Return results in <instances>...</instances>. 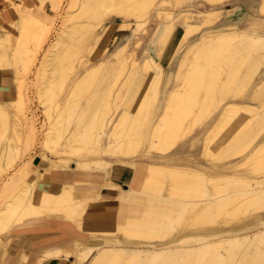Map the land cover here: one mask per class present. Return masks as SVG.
<instances>
[{"label": "bare ground", "instance_id": "obj_1", "mask_svg": "<svg viewBox=\"0 0 264 264\" xmlns=\"http://www.w3.org/2000/svg\"><path fill=\"white\" fill-rule=\"evenodd\" d=\"M184 1L67 0V11L60 15L63 23L74 21L61 28L50 41L41 62L48 73L41 79L39 92L53 102H47L52 108L58 105V92L66 81L59 65H66L64 61L70 53L65 47L71 38L78 37L75 45L70 42L69 49L77 48L84 37L85 45L93 39L97 43L99 36L95 32L105 22H110L103 26L109 32L116 26L121 29L132 25L137 33L157 7L160 42L165 43L170 33L174 38L167 50L160 46L159 59L148 51L141 58L136 57L134 50L128 51L130 42H127L113 50L112 63L105 58L93 65H83L86 61L80 60L79 69L83 72L73 80L74 90L87 89L96 78L95 72L104 71V76L92 95L95 98L76 104L81 105L79 112L72 109L75 101L70 104L67 97L61 98L62 107L49 122L44 120L40 125L42 135L38 134L43 137L41 144L48 152L40 151L37 158L15 162L16 146L8 142L7 146L4 139L9 137H3L2 133L11 130L20 141L25 140L22 147L25 145L27 151L40 127L23 91L16 102H11L17 103L18 109L11 112L13 125L8 124L7 108L0 102L3 122L0 123V168H10L9 173L2 170L7 175L0 182V198H4L0 205V255L6 246L3 235L37 216H44L51 223L68 222L76 227L69 238L48 244L44 252H39V248L23 249L12 264H42L44 260L52 263L67 260L64 264H240L252 245L264 252V112L258 109L264 107V0H259L257 14L249 13L248 23L244 25L233 23L228 17L211 23L230 12L220 10L233 0H201L211 8L171 11ZM6 2L16 11L15 18L7 19L9 27H17L24 41L35 38V51H40L51 26L38 17V12L34 15L14 0ZM40 2L44 4L45 0ZM52 2L55 12L63 6V0ZM34 7L30 6L29 10L34 11ZM74 7L77 9L72 12ZM113 10H117L118 16L108 15ZM118 19L122 21L111 24ZM5 29L0 25V68L12 63L8 58L10 39ZM197 30V34H192ZM183 37L187 41L181 44ZM18 38L15 42L20 41ZM187 42L188 48L172 75L173 85L162 90L157 74L162 59L169 58L170 63ZM24 43L28 46V42ZM12 64L10 69L15 67ZM25 68L29 70L28 66ZM52 68L59 69L58 75L49 72ZM21 80L22 84L24 79ZM87 94L83 96L79 92L76 98L80 100V95L87 97ZM45 105L46 102V108ZM213 109L218 111L212 114ZM48 110L45 109V114ZM26 126L28 129L24 131ZM204 126L206 129L201 133ZM221 130L225 134L215 139L212 134ZM196 138L202 142L199 150L203 162L189 160L195 159L191 152L198 149L194 150ZM144 146L148 154L169 156L183 150L187 154L183 159L164 163L139 161V167L124 160L138 156ZM103 156L120 159L111 162ZM32 161L37 166L34 172L29 170L34 178H28L26 171ZM119 168L142 175L140 186L125 189L117 186L115 177ZM71 171L75 179L61 181L60 175ZM85 174L93 178L102 175L103 179L113 176V186L109 187L113 200L103 193L104 184L103 188L85 187L86 182L81 180ZM48 180H56L59 185L51 203L42 210L34 201V192L40 181ZM112 203H116L113 228L84 227L82 217L90 206ZM251 218L250 224L245 225ZM63 241L72 243L56 246ZM259 262L264 264V258Z\"/></svg>", "mask_w": 264, "mask_h": 264}, {"label": "rangeland", "instance_id": "obj_2", "mask_svg": "<svg viewBox=\"0 0 264 264\" xmlns=\"http://www.w3.org/2000/svg\"><path fill=\"white\" fill-rule=\"evenodd\" d=\"M14 1L16 3H20L22 5V9L23 8H27V11L34 13V15L37 14L36 11H37L38 7L40 5H42L43 7H39L40 9L38 10V13L40 15H38V14L37 15H38L39 18L43 19L45 21V23L48 22L47 24H49L51 26L52 30H51V32H50V34L48 36L47 42L44 44L43 48L40 51H35V49H36V39L35 38H30L29 39L27 37H24L25 40L29 39L28 41H24L21 38L20 31L18 30L17 27H15V26H10L9 27L8 21H7V24H5V27H7V29H5L4 31L7 34H9L8 36H9V39H10L9 42H8V45H9V48H8V53L9 54L8 55L10 57L12 56V60H11V58L9 56H8V58H9L10 62H12V63L14 62L15 63V64L11 63L12 66L15 65V67H16V68L15 67H13V68L11 67L12 69H10V65L11 64H9L10 62L8 61L7 64H9V66L4 65V67L6 66L5 68H3V66L0 68V70H3V73H5L4 83H6V87L8 88V90L5 92V96H3L0 99V102H3L5 104V106H6V108H7L6 110H7V114L8 115H6V116L8 117L9 121L11 120L10 122L8 121L9 125H11V124L13 125L12 122H13V115L14 114L11 113V112L13 110H14V112L15 111L17 112V110H18V109H16L17 108V105H16L17 103L15 104L16 107L13 108L14 104L11 103V102L13 100H14L13 102H16L17 101V97L19 98L18 95H20V93L22 91H23L22 95L25 96L24 98L26 99V102H27L29 110H31L32 113H34L35 116L37 117V118H35V121H36L37 127L39 128L40 125L44 122V120L49 122V120H51V116L55 115L56 112L62 107L61 105H63V102H64L62 99L67 97V100H69L70 104H73L72 101H75L76 103L74 102V105H73L72 109L73 110L77 109L76 112H79L80 109H81V105L77 106L76 105L77 103L85 104V103L88 102V100H91V99L95 98V96H92V95H95L94 91L97 88L100 87V82H101L102 77L104 76V71H101L103 73L100 72L101 73V77H100V73H98L99 71L95 72L96 75H93V76L98 78V81L96 82L97 79L95 78L96 79L95 80V79H93L94 78L93 77L92 78L93 79L92 80L93 83H90L91 85L89 84L88 86H86L87 89L74 90L72 82L81 72H83L82 68L79 69V64L81 63V61H83V60L86 61V64L84 63L83 65H91V64L93 65V64L97 63L98 61H101V60L107 58L109 63H112L110 58H111V54L113 53V50H115L120 45L122 46V45L126 44L127 42H130V44H129L130 47L128 48V51L131 52V50H134V53H135L136 57L141 58L143 56L144 52L148 51V53L150 55L154 56L156 59H159L160 55H161V53H159L160 46H162L163 48H166V50H167V48L171 45V40L174 38L173 37L174 34L170 33L169 36L166 38L167 41L165 43L164 42H160V36H159V34L157 32L158 20H157V17H156L157 16L158 7L154 9V11L152 13V18L150 20H148V23H146L142 28H140L141 30L140 29L137 30L138 31L137 33H136V31H134L132 25L129 26V27L121 28V29H120V27L116 26V27L113 28L112 31L109 32V29L107 28V29L104 30L103 26L107 25L110 22H105V23H102V25L99 26L97 28L96 32H95V35L99 36V39H98L97 43H95L96 39H93V40H91L89 42V44L85 45L84 42H83L84 39H85V37H84L79 42V45L77 46V48L76 47H72L73 49H71V48L69 49V46L71 44L75 45V43H77L75 41L77 40L78 37L71 38L70 41H69V44L67 43L69 46L66 44L68 47L67 46L65 47V48H67L68 52L70 53V54L66 55V59L64 61V63L66 62L65 63L66 65L64 66V64L63 65L61 64L64 67V69H63V67L61 65H59L60 66V70L63 71L62 75H63V77H65L66 81L64 80V82H63L64 86L62 84L60 89H59L58 93H59L60 97H58L59 98L58 99V105H55L56 107L52 108V107L49 106V104H47V102H49V100L47 99V96L43 95L42 93L39 92V89H40L39 87L41 85V79H42L43 76L47 75V73H48V71L46 70L47 69L46 65L45 64H41V62L43 60L44 53H45L44 49L46 50L48 48V46L50 44V41L53 40L57 36V34L61 30V28H63L64 26L71 25L70 23L71 22L73 23V21H74V20H72L71 22L69 21V22H64L63 23V19L64 18L62 19L63 16L60 15V14H63L64 11H67V8H68L66 6L67 5V0H63V6H62V8H60V10L58 9L57 12L52 10V4H53L52 0H45L44 4H42L40 2V0H21V2L18 1V0H14ZM258 4H259V0H233V1L229 2V3H227L226 5H222V8H221L222 10H220L221 12H224V11H230V12L220 16L219 18H216L211 23H216L219 19L228 17L227 19L229 21H231L233 23L236 22V24H238V25L239 24L240 25H244L245 23H248L247 18H248V14L249 13L254 14V15L257 14ZM30 6L31 7L35 6L34 7V11L33 10H29ZM3 7H5L3 12L4 13L8 12L9 18H15L16 17V11L13 10L9 6V4L6 2V0H0V9L3 8ZM187 7H194L196 9H200V10H205V9H210L211 8L210 6L204 4V2L201 1V0H186V1L182 2V3H179V4L175 5L174 8H171V11L173 13L174 12L177 13L181 9H184V8H187ZM219 7H221V6H219ZM76 9H77V7H74L71 10H72V12H75ZM108 15L118 16L117 10H113ZM121 21H122L121 19H118V20L115 21V23H120ZM3 23L4 22L0 21V25H4ZM126 23H128V22H126ZM27 27H29L27 29H30L31 26L27 25ZM9 28H11V29H9ZM15 31H18L19 34L18 33L16 34ZM198 32H199V30L193 32L192 34L195 35ZM16 36H18L19 38L16 37ZM22 37H23V35H22ZM188 37H189V35H188ZM16 38H18V40L21 38L20 39L21 43H18L20 41L15 42ZM184 41L186 42L187 38H185V40H184V37H183V42L181 44L185 43ZM24 42H28V43H26L28 46H26ZM70 42H71V44H70ZM9 43H11V44H9ZM14 43H16L18 45L14 44ZM181 44H179L178 47H180ZM187 44H189V43L187 42L186 45L179 50V53L176 55V58L174 60H171L170 63H169V60H170L169 58H163L162 59V68H160L159 72H157V74H159L158 75V78H159L158 80H159V82H161V84L159 83V87L162 88V90L164 89L165 85H167L166 89L169 86L173 85L172 73L174 71V68L177 65V62L179 61L180 58H182V56L184 55V52L187 50V48H188ZM14 45L16 47H14ZM26 47H28V48H26ZM25 49H26V51L30 50L31 53L25 52L24 51ZM13 50H14V52H13ZM24 52L28 53L29 55L26 56V54ZM72 56H73V59H72ZM68 58H70V59H68ZM27 59H28V63L24 64ZM71 64L74 66V68H73V66H71ZM41 65H44L43 68H42ZM25 66H28L29 70H26ZM70 66L73 69L72 68L70 69ZM14 68H15V70H13ZM52 69L53 70H51L49 72L53 71L52 72L53 75L56 76V74L59 72V69L58 68H52ZM161 69H163L162 70L163 72L161 71ZM14 71H17V72H14ZM60 73H61V71H60ZM145 73H147V71H145ZM150 74H154V73L152 71H150ZM97 75L99 77H97ZM124 75H125V73L123 74V77H124ZM20 77L23 78L25 81L23 79H22L23 80L22 81ZM161 79L163 80V83H162ZM20 80L22 81V84L20 83ZM17 81H19V82H17ZM94 81L96 82V85H94L95 84ZM23 82H24V84H23ZM18 83H20L21 86L17 85ZM19 88H20L21 91L17 90ZM250 91H251V87L246 91V94L249 93ZM79 92L80 93L82 92V94H84L83 96H86L85 93L87 92L88 93L87 97H83V96L80 95V98L82 100L81 99L78 100L76 98V94H78ZM91 92L93 94H91ZM71 93L74 94L73 98H71V95H72ZM74 97H75L76 100H74ZM83 99H85V101ZM78 101H80V102H78ZM43 102H44V104L46 102L45 106H47L48 108L44 107ZM51 102H49V103H51ZM113 104H114V102H112V104H111V107H112V109H111L112 111L111 112H113L115 110V108H114L115 106ZM31 107H33V108H31ZM8 108L10 109V111H8ZM45 109L46 110L50 109V110H48V112L46 111L47 113L45 114ZM55 109H57V110H55ZM218 109L217 110L213 109L212 111H214V112H211V113L215 114L218 111ZM258 109L261 110L262 112H264V110H263L264 107L263 108L259 107ZM246 114H249V113L247 112ZM0 123L3 124V122H1V121H0ZM152 123H153V119H152V121L150 123V126H151ZM41 128L42 127H40L39 130L37 131L36 139H35L34 143L31 144L32 146L29 145L30 149L27 150V151H24V148L26 149L25 145H24V148L22 147L23 144L25 143V140H24V143L22 142L23 140L20 141V139H18V137H16L14 135V133H11L12 132L11 130H10V132L9 131H7V132L4 131L2 133L3 137H6V136L9 137L8 140H7V138L4 139L6 144L8 142V144L11 143L12 146H16V148L14 147L15 148V152L17 153L16 154L17 156L19 155V158L16 156V158H17L15 160V162L17 161L16 163H19V161L21 159H29V157L37 158L36 156H38V153L40 151L48 152L47 149H45L42 146V144H41V142L43 141V139H42L43 137L40 138V136L42 135L41 131H40ZM27 129H28L27 126L24 127V131H27ZM205 129L206 128L204 126L202 128V130H201V133H203V131H205ZM106 130H108V129H106ZM223 132L221 130V131L218 132V134L217 133L215 134V132H214L212 135L214 137H216L215 139L218 140L219 137L222 135V133L225 134V131H223ZM38 133L41 134V135H39ZM147 135H148V131H147ZM196 136H197V134L194 137H196ZM199 139L201 140L202 138L199 137ZM105 140H106V137L104 136L102 142L105 143ZM196 140H197V138L194 141H196ZM198 140H197L196 145L194 146V150H195L196 147H198V149L195 150L196 153H200L199 149H201V144H202V142L201 141L198 142ZM8 144H7V146H9ZM39 144H41V146ZM214 145L215 144H213V146ZM19 147H20V149H17ZM48 154H50V153H48ZM3 166H6V164H4ZM36 166H37V164H33V161H32L27 170L29 171V170L35 168ZM5 168H7V166ZM5 168H3V169L0 168V171H1L0 182H2V180L6 177L5 175H7V173H9L10 168L8 167L7 170ZM2 170H5V172L7 171V173H5L3 171L4 173L2 174ZM28 171H26V172H28ZM67 173H74V172L71 171V172H67ZM32 177H34V176H32ZM140 180H141L140 178H136V177L134 178V184L136 185V187H138V185H140ZM67 181H70V180H67ZM47 183L50 184V185L52 184L49 181ZM124 188H126V187H124ZM102 191H103V193L106 192L105 189H103ZM3 200H4V198L3 199L0 198V205H1V203L3 204V202H4ZM1 201H3V202H1ZM115 204L116 203H113V205H115ZM252 220L253 219L251 218L248 221H246L247 223L245 225L250 224L249 222H251ZM49 227H51V226H49ZM2 238L5 241L10 243L12 241V233L7 234V235H5ZM71 243H72V241H70L69 244H71ZM263 247H264V245H263ZM263 256H264V252L260 253L257 250V247L255 245H252V246H250V249H249L247 255L245 256V259L240 264H261V262H259V261L264 258ZM15 257H16V254H14L13 256L7 257L6 258V262H8V264H12V262L15 259ZM90 257H89V259L91 260L92 257L91 258ZM7 259H9V260H7ZM69 259H71L72 261L75 260V258H72V257L69 258ZM90 260H88V261H90ZM1 261H2V258H0V262ZM65 262H68V261L67 260L55 261V264H62V263L64 264Z\"/></svg>", "mask_w": 264, "mask_h": 264}, {"label": "crops", "instance_id": "obj_3", "mask_svg": "<svg viewBox=\"0 0 264 264\" xmlns=\"http://www.w3.org/2000/svg\"><path fill=\"white\" fill-rule=\"evenodd\" d=\"M4 9L5 7L0 9V21L4 22L3 24L5 26V24H7V19H9V16H8V12L6 13L3 12ZM39 9L40 8L38 7L36 12H38ZM114 23L115 22H111V24H114ZM175 70H176V67L174 68L172 75L175 73ZM4 77H5V73H3V70H0V99L3 96H5V92L8 90V88L6 87V83H4ZM169 87L167 89L164 87V89L168 90ZM186 152L187 151L183 150L182 152L179 151V153L170 154L169 156H161L159 154L145 153V146H144L138 156L134 158H130V159H124V160L133 162L137 167H139L138 165L141 162L151 161L154 163H164V162H169V161H177L179 159H183L184 156L187 154ZM191 154L195 157V159L194 158L189 159L190 161L195 160V161L203 162V159L200 153H196L194 151V152H191ZM103 157L111 162L118 161L120 159V158H113V156H103ZM34 169L35 168L31 169V171L34 172ZM31 171L26 172V177L34 178L32 177L34 176V173ZM138 174L134 170L131 171L125 168H119V170H117V173H116L115 184L117 186H121L123 189H125L124 187L127 188L128 186L134 187L135 184L133 182L134 181L133 179L135 177L141 179L140 180V184H141L142 175L139 176ZM85 175L81 176V180L84 183L86 182L85 187L91 188L95 186V188H103L102 186L104 184L105 185L104 189L106 190L105 192L106 198L108 200H113L112 190H110V188L113 186V176H112V179H103L102 175L97 178H93L88 174H85ZM60 177H61L60 178L61 181L64 179L73 181L75 179L74 173H65V174L63 173L62 175H60ZM48 181L51 182L53 185L48 184L47 183ZM48 181L46 182L40 181L38 185L36 186L35 192H34V201L42 210H44L51 203L52 201L51 197L54 196L55 194L54 192L58 190V185H59L58 181L56 180H48ZM139 186L140 185H138V187ZM115 205H113L112 203V204H107V205L95 204L94 206H90L87 209L85 216L82 217V220L84 221V227L86 229H101V230L113 228L114 227L113 222L116 219L115 218V215H116ZM73 231H76V227L68 222L51 223L44 216L43 217L37 216L35 218L29 219L25 221L23 224H21L20 226L11 229L8 233H5L3 235L4 237L5 235L12 233V241L9 243L4 240L6 246L4 245L5 250L0 255V258H2L1 262H5V264H8V262H6V258L16 254V257L14 259L15 261L18 254L23 249L29 251L32 248L33 249L39 248L38 249L39 252H44L48 249V247L44 248L48 246V244L50 245L56 241L69 238L70 234H72ZM69 243L70 241H63V242H59L58 244H56V246H65V245H68ZM42 264H55V263H52L50 260H44Z\"/></svg>", "mask_w": 264, "mask_h": 264}]
</instances>
